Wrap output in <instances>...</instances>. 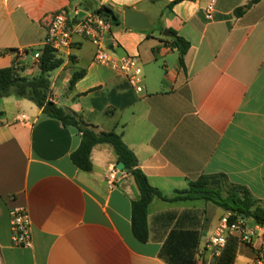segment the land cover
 Wrapping results in <instances>:
<instances>
[{"label":"crops","instance_id":"crops-1","mask_svg":"<svg viewBox=\"0 0 264 264\" xmlns=\"http://www.w3.org/2000/svg\"><path fill=\"white\" fill-rule=\"evenodd\" d=\"M174 1L0 0V52L12 50L0 55V69L39 75L38 64L27 63L40 56L56 11L66 9L74 18L103 6L112 9L120 24L111 27L109 51L138 58L144 91L136 93L121 73L95 63L94 47L75 37L70 50L56 54L61 67L48 74L51 101L96 132L121 135L149 185L164 197L174 198L201 176H223V186L245 188L255 207L264 208V0L250 7L251 0H214L210 20L205 10L211 0L169 8ZM237 8L243 16H235ZM125 9L146 14L153 30L125 29ZM164 30L190 43L184 70ZM75 72L84 75L69 89ZM80 140L75 128L47 117L32 102L16 96L0 100L3 264H169L192 252V264H216L229 247H235L232 264H255L264 251V228L251 219L243 220L245 231L255 234L250 245L232 233L223 249L210 247L228 213L204 200L154 198L147 209L149 241L139 243L131 232L137 195L132 179L122 173L114 188L107 185L117 165L108 145L93 148L91 172L77 169L70 156ZM14 208L29 213L30 248L12 246Z\"/></svg>","mask_w":264,"mask_h":264},{"label":"trees","instance_id":"trees-1","mask_svg":"<svg viewBox=\"0 0 264 264\" xmlns=\"http://www.w3.org/2000/svg\"><path fill=\"white\" fill-rule=\"evenodd\" d=\"M183 1L194 0H175L169 8ZM260 1L251 0L246 7L256 5ZM95 13L106 18L111 25L120 24L119 17L108 7H100ZM234 14L237 17L243 16V8H237ZM168 32L170 34V38L168 39L170 47L177 51L179 66L184 70V59L191 49V45L174 31L168 30ZM7 52H12V50L0 52V55H4ZM62 63L53 50L43 47L40 50L38 76L33 78L22 77L16 72L14 67L0 69V100L10 96L26 99L35 104L47 117L59 121L64 127L75 128L80 133L81 140L79 147L71 154L70 159L73 165L82 172L88 173L92 171L91 153L95 146L108 145L113 149L117 163L123 164L122 173L132 179L137 192L136 198L131 201V232L139 243L146 244L149 241L147 209L154 198H159L166 202L204 200L213 203L230 214L229 222L231 223L237 220L251 219L255 225L264 228V208L255 207V200H253L245 188L227 186V189L224 190L226 186H223V176H201L197 181L190 183L188 190L177 192L176 196L172 199L164 197L158 190L152 188L140 170L136 156L125 145L121 135L114 131L107 133L96 132L94 126L86 124L74 112L59 107L51 101L48 74L61 67ZM83 75V72H75L70 81L69 89ZM171 238L172 236H169L168 240H171ZM236 240L235 244H237ZM234 255L235 247H229V250L224 249L216 259V264H232ZM192 261L193 252L187 260L181 261L179 256L175 257V259L167 260L169 264H192Z\"/></svg>","mask_w":264,"mask_h":264},{"label":"built area","instance_id":"built-area-1","mask_svg":"<svg viewBox=\"0 0 264 264\" xmlns=\"http://www.w3.org/2000/svg\"><path fill=\"white\" fill-rule=\"evenodd\" d=\"M214 12V0H211L205 10L206 19L210 20ZM76 13L70 18L66 9L56 11L49 18L44 47H48L56 54L70 50L74 38L80 37L94 47V62L121 73L127 79L131 88L138 94L144 91L143 74L139 60L135 56L117 57L109 51V34L112 25L103 16L95 12H87L80 18ZM24 53L19 52V56ZM40 56H33L38 64ZM24 118V117H22ZM107 185L114 188L117 185V170H112L106 178ZM230 214L219 220L215 234L209 239L208 245L217 251L224 248L227 235L239 233L241 241L247 245L252 243L254 232H246L243 220L229 222ZM11 243L14 248H30L31 220L25 209L14 208L9 211ZM264 260V251H258L255 264H261ZM0 264H3L0 256Z\"/></svg>","mask_w":264,"mask_h":264},{"label":"water","instance_id":"water-1","mask_svg":"<svg viewBox=\"0 0 264 264\" xmlns=\"http://www.w3.org/2000/svg\"><path fill=\"white\" fill-rule=\"evenodd\" d=\"M246 8H244L245 10ZM84 14H80L79 17L81 18ZM123 26L125 29L128 30H136L140 32H150L153 30V24L150 18L144 14L139 12H134L130 9H125L123 14ZM163 37L170 38V34L167 30L162 32ZM109 43V42H108ZM123 164L117 163L116 170H117V177L121 178L122 171H123Z\"/></svg>","mask_w":264,"mask_h":264},{"label":"rangeland","instance_id":"rangeland-1","mask_svg":"<svg viewBox=\"0 0 264 264\" xmlns=\"http://www.w3.org/2000/svg\"><path fill=\"white\" fill-rule=\"evenodd\" d=\"M21 64V63H20ZM24 64V63H23ZM28 64V66L30 65V64H37L35 61H30L29 63H27ZM227 189V186L224 188V190H226Z\"/></svg>","mask_w":264,"mask_h":264}]
</instances>
